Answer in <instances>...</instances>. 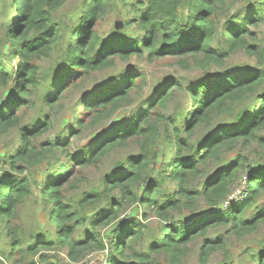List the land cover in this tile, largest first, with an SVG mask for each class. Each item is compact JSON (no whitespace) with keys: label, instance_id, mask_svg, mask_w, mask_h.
<instances>
[{"label":"trees","instance_id":"trees-1","mask_svg":"<svg viewBox=\"0 0 264 264\" xmlns=\"http://www.w3.org/2000/svg\"><path fill=\"white\" fill-rule=\"evenodd\" d=\"M65 1L12 0L16 4V22L0 31V134L14 129L18 141L16 147L0 156V162L6 160L11 169L20 172L41 164L51 167L40 194L43 203L52 208L49 217L54 216L56 226V241L40 237L23 245L17 236L10 235L11 250L6 255L0 252V256L18 264L15 258L24 260L27 255L51 248L53 242L69 244L71 255L78 243L100 249L107 243L108 264H161L158 255L175 262L188 243L203 236L199 261L206 264V256L223 243L222 239L205 237L211 227L228 225L233 233L243 235L264 225V207L250 218L243 217L244 210L264 190V167L248 173L249 190L245 189V196L239 200H228L239 155L205 180L202 189L187 184L189 178L200 174L203 164L219 160L223 151L238 142L244 146L255 140L264 146V135L258 134L264 129V44L251 29L264 23V0H240L238 13L230 12L231 4L237 0H122L117 26L104 35L100 34L99 22L105 10L117 7L116 3L84 0L74 20L54 22L53 13ZM1 5L8 12L7 2ZM240 50L254 59L252 67L240 63L229 67L228 60ZM51 52L60 54L45 73L38 62ZM145 53L149 59L180 57L182 63L188 62L205 76L186 84L180 79H168L146 106L123 121L113 117L128 104L141 77L135 79L130 72L122 74L112 83L84 91L79 102L82 108L74 112L76 129L71 128V133L104 126L90 146L69 154L65 149L69 143L56 137L37 147L35 138L46 130L49 121L22 123L23 109L34 107L36 99L52 107L69 89H77L82 79L112 67L117 60ZM212 66L219 71L209 77L206 70ZM178 90L186 92L190 109L181 103L167 109ZM197 128L202 133L194 139ZM131 144H135L137 152L118 160L99 185L83 195V200L92 196L93 201L103 205L89 222L92 232L79 242L74 232L85 218L81 207L62 197L63 178L74 165L96 166L109 151ZM168 152H172L170 158L166 157ZM62 153H66V161L56 156ZM32 178L31 174L19 178L11 172L0 177L3 227L15 213L19 200L30 194ZM168 180L173 182V190L165 185ZM197 195H203L210 211L189 221L174 220L171 212L191 206ZM134 204L144 209L141 217L130 215L120 220L105 242L97 226L111 222L124 206ZM152 217L160 222L155 230L149 221ZM261 243V249L253 254L257 264H264V237ZM39 254L41 264H56L46 254Z\"/></svg>","mask_w":264,"mask_h":264},{"label":"rangeland","instance_id":"rangeland-1","mask_svg":"<svg viewBox=\"0 0 264 264\" xmlns=\"http://www.w3.org/2000/svg\"><path fill=\"white\" fill-rule=\"evenodd\" d=\"M5 1L8 4V12L0 6V31L4 32L11 23L16 22V4L12 0H0V4ZM84 0H66L61 7H59L52 15L54 22L74 20L82 9V2ZM111 5L116 3L117 7H110L105 10L99 22L100 34L108 33L111 28H114L117 23L116 17L121 12L122 0H109ZM234 0H231L232 2ZM238 1H234L230 6V12L240 11V7L237 5ZM247 1V0H246ZM229 2V3H230ZM3 11V12H2ZM226 15L229 13L226 12ZM117 26V24H116ZM257 34V37L261 43L264 44V23H260L257 27L251 28ZM135 31V30H134ZM63 44V43H61ZM64 45V44H63ZM59 52H51L47 57H43L38 63L41 70L45 73L50 71L54 64V59H57ZM180 57L174 55H166L163 57L149 59L145 53L141 56H131L128 60H117L115 65L105 70H100L82 79L77 89H69L64 96L56 102L52 107L47 106L40 99L35 100L34 107H28L23 109L22 123L31 124L36 120H41V123L49 121L48 127L44 132L35 138L37 147L40 143H45L48 140L60 137L68 142L65 146L66 151L69 154L83 150L84 145L90 146L95 139L101 135L102 127H89L85 128L78 133H71L73 128V115L76 110H80L79 106L81 97L84 91H90L91 88L101 83H112L116 79L120 78V75L126 73H133L136 77H141L139 85L134 87V90L128 97V104L123 106L117 111L113 119L119 118L121 120H128L132 114L141 110L147 105L148 99L154 98L157 95L158 90L163 87L166 81L170 78L180 79L184 84L187 82H196L203 78L204 73L189 63H182L183 60H179ZM246 64L252 67L254 59L247 56L242 50L233 54L228 60L229 67L236 64ZM189 66V67H188ZM219 69L212 66L208 68L206 72L211 75L217 73ZM139 79V78H138ZM185 87V86H184ZM177 96L171 99L167 104V109L172 110L173 107L179 103L183 104L186 109H190V103L186 98V92L184 90H178ZM41 95V92H38ZM101 130V131H100ZM201 128L195 130L194 139L198 137L202 132ZM259 135H264V129L261 130ZM18 145L16 139V132L14 129L5 131L0 134V156L5 155L11 148ZM160 153H162L163 146L159 147ZM137 152L135 144L127 145L116 150L109 151L103 158L100 164L96 166L79 167L74 165L69 169L67 178H63L61 184L62 197L75 205L81 207L82 216L85 218L83 222L76 227L74 232V238L82 241V237L92 232L93 227L89 224L92 217H95L98 210L102 207L103 202L98 203L93 201L92 196H88L84 199V194H90L94 187H97L102 181V176L108 173L120 159L125 158L130 154ZM172 152H168L166 157L170 158ZM66 153L56 155L61 161H66ZM240 156L238 169L235 179L233 180L232 193L241 190L248 189V173L255 168L264 167V146L259 145L255 140L241 146V142H238L234 147L223 151L220 154L219 160H209L203 164L200 168V174L196 177L188 179V186L193 188L202 189V184L212 174H214L223 165H228L231 161L235 160L237 156ZM160 160L163 156H159ZM150 164V163H149ZM19 165V164H17ZM51 167L48 165H38L32 168H24L21 172L19 170H13L9 166V163L5 161L0 162V177L6 172H11L12 175L23 178L29 174L32 175V181L30 185L31 192L25 195L16 204L15 213L12 218L8 219L6 227L0 221V252L6 255L10 250V235L17 236L23 245L34 243L40 237L50 241H56L54 238L55 225L52 222L53 215L50 205L43 203L42 195L40 194V187L43 185V181L47 177V170ZM250 175V174H249ZM168 189L173 188V182L167 181ZM249 190V189H248ZM231 193V194H232ZM245 193V191H244ZM78 201L81 202L79 206ZM224 203V201H223ZM222 203V204H223ZM264 207V190L261 189L256 196L255 202L246 208L243 212V217L250 218L258 213V211ZM208 203L204 199L203 195H197L191 206H181L180 210H174L171 212L174 220H186L189 221L193 217H200L210 211ZM222 208L227 209V205L223 204ZM144 209L137 207L136 204L130 206H124L119 212L116 218H112L111 222L107 224H100L97 226V232L103 237L104 241H109L111 237L110 230L125 217L132 215L133 217H141ZM152 222L154 230L155 225H158V220L154 217L149 220ZM160 224V222H159ZM9 231V232H8ZM46 233L49 234L46 236ZM210 239H222L223 243L220 244L215 250L211 251L206 256V264H219L221 262L231 264H257L256 257L253 254L257 249H261V240L264 237V225L260 226L256 231L238 235L232 232L230 227L227 226H213L211 227L207 235ZM41 238V239H42ZM203 236H198L193 241L187 244L186 248L182 249L178 260L175 262L170 261L164 255H158V260L161 264H202L200 259V245L202 243ZM41 241V240H40ZM83 243L76 245L72 255L69 253L70 245H59L57 242L52 243L51 248H44L39 253H44L48 256L50 261H54L56 264H108V251L109 246L105 244L104 249L95 248V246L87 245L82 246ZM39 253L35 255H27L24 260H17L18 264H27L30 260H35L36 264H41L38 260ZM256 254V253H255ZM0 264H11L6 257L0 256Z\"/></svg>","mask_w":264,"mask_h":264},{"label":"built area","instance_id":"built-area-1","mask_svg":"<svg viewBox=\"0 0 264 264\" xmlns=\"http://www.w3.org/2000/svg\"><path fill=\"white\" fill-rule=\"evenodd\" d=\"M245 196V193H244V189L239 191V189L237 190V192L235 193H232L229 197H228V200H239L241 198H243ZM228 200L225 201L224 205L226 206L228 204Z\"/></svg>","mask_w":264,"mask_h":264}]
</instances>
